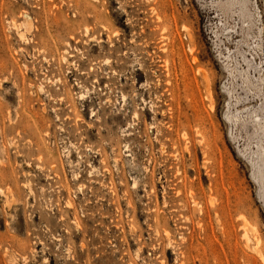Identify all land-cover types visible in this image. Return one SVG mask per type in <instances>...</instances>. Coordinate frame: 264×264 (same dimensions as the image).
I'll return each mask as SVG.
<instances>
[{
	"label": "rangeland",
	"instance_id": "374dc122",
	"mask_svg": "<svg viewBox=\"0 0 264 264\" xmlns=\"http://www.w3.org/2000/svg\"><path fill=\"white\" fill-rule=\"evenodd\" d=\"M0 264H264V0H0Z\"/></svg>",
	"mask_w": 264,
	"mask_h": 264
},
{
	"label": "bare ground",
	"instance_id": "6f19581e",
	"mask_svg": "<svg viewBox=\"0 0 264 264\" xmlns=\"http://www.w3.org/2000/svg\"><path fill=\"white\" fill-rule=\"evenodd\" d=\"M23 36H24V34H23ZM163 146V145H162ZM162 148V147H161ZM163 150V149H162ZM247 234H245V236H246ZM248 238L246 237V240H247ZM249 240V239H248ZM248 240L246 241L247 242V244H248ZM258 241H260L259 239H258ZM258 241H256L257 242V245L259 244L258 243ZM263 259V258H262Z\"/></svg>",
	"mask_w": 264,
	"mask_h": 264
}]
</instances>
